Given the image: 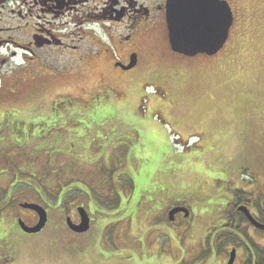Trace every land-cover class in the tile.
Wrapping results in <instances>:
<instances>
[{"label":"rangeland","instance_id":"374dc122","mask_svg":"<svg viewBox=\"0 0 264 264\" xmlns=\"http://www.w3.org/2000/svg\"><path fill=\"white\" fill-rule=\"evenodd\" d=\"M228 2L235 22L221 67L180 59L158 69L159 82L132 85L128 99L85 96L98 91L97 68L17 81L16 95L0 98L1 141L18 145L0 151V201L7 198L16 210L38 201L50 213L41 233L11 235L0 264H226L235 241H207V249L214 246L207 253L198 240L211 231L232 239L220 217L234 210L242 188L264 204V0ZM50 59L65 68L63 57ZM70 93L85 95L61 96ZM56 100L77 112L55 117ZM36 123L39 134L31 130ZM65 125L73 129L61 132ZM16 133L23 136L17 143ZM23 152L26 159L13 160ZM75 180L94 185L95 195L84 202L95 201L96 221L105 222L80 238L66 218L86 195L70 188L67 202L57 205L60 191ZM180 205L191 217L167 224L169 210ZM146 226H152L148 234ZM181 226L190 228L182 236L188 241H168L164 228L180 238ZM254 239L264 245V231ZM245 258L240 254L239 261Z\"/></svg>","mask_w":264,"mask_h":264},{"label":"flooded vegetation","instance_id":"af4514ba","mask_svg":"<svg viewBox=\"0 0 264 264\" xmlns=\"http://www.w3.org/2000/svg\"><path fill=\"white\" fill-rule=\"evenodd\" d=\"M167 5L168 0H6L0 4V98L5 94L15 96L18 90H16L17 81H25L30 77L44 81L54 73L83 75L87 69L97 68L100 78L96 88L98 91L95 94L73 95L70 93L61 96L78 97L85 95L90 98H97L107 95L117 99H128L132 92V85L140 87L144 80L148 81L152 78L159 82L158 69L174 68L176 62H180L179 60L183 58L197 59L222 56L223 48L212 56L197 54L190 57L175 52L169 40ZM150 38H153L150 43L151 52L148 51ZM53 54L64 58L66 62L64 69L53 66L50 59ZM143 65H146L144 67L146 71L139 73V69ZM124 71H131L132 76L129 73H124ZM149 75L152 77L150 78ZM161 77L163 80L165 79L164 75ZM115 81L114 84L117 87L112 86ZM57 100L50 110V113H54L55 117L63 115L69 117V114L77 112L64 109L61 104H57ZM42 129L43 127L38 123L31 126V130L35 133L38 132V134L41 133ZM62 129L61 132H66L73 127L65 125ZM18 136L23 137L16 133V143L19 142L17 141ZM40 138L43 139L44 137ZM1 139H4V136L0 133V151L6 145L13 146L9 150L18 148V145H14L12 140L7 144L5 140L1 141ZM28 147H31L30 142L24 145V148ZM4 154V152H0V163L4 161ZM21 156L26 159V153L23 152L14 157L13 160ZM110 175L112 176L111 179L114 178L113 174ZM83 186L86 189H93L94 187L88 182ZM87 191L89 192L88 195L81 197L77 203L73 204L71 215H68L66 220L71 218L75 224H80L81 216L78 209L84 208L91 218L90 229L94 226L99 228L105 222L96 221L94 215L97 209L95 201L90 202V204L84 202L87 197L92 200V196L95 195L94 191ZM244 191L242 188L238 193L233 204L234 210L228 211L227 215L224 214L225 217H220L222 223L219 226L221 230L232 232L230 233L232 239L224 237V233L220 234L219 232L215 235V232L211 231L206 237L198 240L205 241L207 253L214 249L213 242L210 243L211 248L207 249V241H235L231 248H228L226 264L229 261L231 251L234 249L236 250L234 264L254 263L264 251V245H260L254 239L256 232L264 230L257 227L244 211L238 209L241 206L246 207L256 222L264 224V204L257 206L256 202L259 199L256 201L253 196H246ZM109 192L115 191L111 190L107 193ZM38 194L41 195V191ZM262 194L264 195V192ZM33 203L40 205L38 201ZM17 206L18 210L16 207L0 206V256L9 247L7 243L12 234L37 235L48 225L49 211H47L48 222L41 232L36 234L24 232L20 226V220L32 227L38 224L39 215L34 210L23 208L20 203ZM180 206L188 208L186 205ZM173 208L169 210L167 219H165L167 224L175 226L178 216H182L184 220L191 217L192 211L188 208L190 210L189 217L180 212L171 221L169 213ZM226 222H229V226L223 227ZM188 227H180L182 229L179 233L180 238L177 237L171 227H165L164 232L168 241H188L182 237L190 229ZM145 228H147V234L152 230V226ZM69 230L79 238L89 232L88 230L78 233L70 228ZM190 241L197 240L195 238ZM5 245L7 248L4 247ZM240 254L246 256L243 263L239 261Z\"/></svg>","mask_w":264,"mask_h":264},{"label":"water","instance_id":"95a60500","mask_svg":"<svg viewBox=\"0 0 264 264\" xmlns=\"http://www.w3.org/2000/svg\"><path fill=\"white\" fill-rule=\"evenodd\" d=\"M6 0H0V4ZM233 10L227 0H168L167 23L169 40L175 52L195 56L199 53L216 54L226 43L233 25ZM23 208L34 210L39 215V222L35 226H28L23 220L20 225L25 232L38 233L42 231L48 221L46 209L36 203H23ZM245 211L253 223L264 230V224L256 222L245 207ZM81 223L75 224L71 218L67 219L69 228L83 233L90 229L91 218L84 208H79ZM179 212L188 217L189 209L176 207L170 212V220L175 219ZM236 250L231 252L228 264H234Z\"/></svg>","mask_w":264,"mask_h":264},{"label":"trees","instance_id":"16d2710c","mask_svg":"<svg viewBox=\"0 0 264 264\" xmlns=\"http://www.w3.org/2000/svg\"><path fill=\"white\" fill-rule=\"evenodd\" d=\"M77 182H74L73 184H69L67 187H64V192L60 191L59 195H58V199H57V205L59 204H63L65 201V197H66V191H69L70 188H72V190L75 191H81L82 193H84L85 195H88V191H93L92 188H88L86 189L83 185L85 184L84 182L80 181V180H75ZM20 183V182H19ZM87 191V193H86ZM90 196V195H89ZM66 202V201H65ZM9 201L7 198H4L3 200L0 201V206H9ZM254 264H264V251H262V256L260 258H257L256 261L254 262Z\"/></svg>","mask_w":264,"mask_h":264},{"label":"crops","instance_id":"0c3cea01","mask_svg":"<svg viewBox=\"0 0 264 264\" xmlns=\"http://www.w3.org/2000/svg\"><path fill=\"white\" fill-rule=\"evenodd\" d=\"M226 56H227L226 60H228L230 58V56H232V55H231L230 52H228V53H226ZM222 57H223V54H222V56H217V57H212V58H197V59H193L192 62H196V61H199V60H201V61L204 60L206 62L207 66H210V67H221L223 64L227 63V62L224 63Z\"/></svg>","mask_w":264,"mask_h":264}]
</instances>
